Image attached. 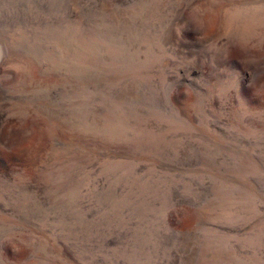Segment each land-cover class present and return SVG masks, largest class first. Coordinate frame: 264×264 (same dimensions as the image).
Returning <instances> with one entry per match:
<instances>
[{
  "label": "rangeland",
  "instance_id": "rangeland-1",
  "mask_svg": "<svg viewBox=\"0 0 264 264\" xmlns=\"http://www.w3.org/2000/svg\"><path fill=\"white\" fill-rule=\"evenodd\" d=\"M0 264H264V0H0Z\"/></svg>",
  "mask_w": 264,
  "mask_h": 264
}]
</instances>
